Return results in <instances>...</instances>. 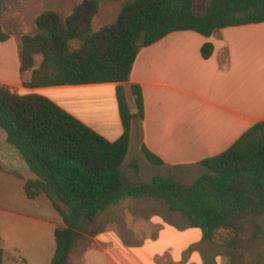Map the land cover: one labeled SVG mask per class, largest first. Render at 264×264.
I'll return each instance as SVG.
<instances>
[{
    "label": "trees",
    "instance_id": "obj_1",
    "mask_svg": "<svg viewBox=\"0 0 264 264\" xmlns=\"http://www.w3.org/2000/svg\"><path fill=\"white\" fill-rule=\"evenodd\" d=\"M122 4L117 20L93 30L94 18L107 3ZM264 23V0H209L206 11L196 0H82L63 18L48 9L36 19V33L23 35L19 45L23 84L30 89L87 84H117L116 94L124 133L110 142L51 99L21 95L0 85V128L23 155L37 179L25 192L34 200L45 194L62 217L55 231L51 264L72 260L83 234L99 230V218L127 200L152 199L181 213L204 239L235 243L253 225L255 235L264 220V122L253 126L224 153L203 160L208 172L192 184L175 178L141 179L137 160L132 177L123 172L134 127L145 116L142 88L126 83L143 48L174 32L193 31L205 37L230 26ZM12 37L0 28V42ZM77 44L75 46V44ZM214 52L206 43L202 55ZM37 56L42 61L37 65ZM132 97L136 112L128 98ZM147 160L166 163L146 146ZM0 168L3 169L1 162ZM7 254L0 246V264Z\"/></svg>",
    "mask_w": 264,
    "mask_h": 264
},
{
    "label": "crops",
    "instance_id": "obj_2",
    "mask_svg": "<svg viewBox=\"0 0 264 264\" xmlns=\"http://www.w3.org/2000/svg\"><path fill=\"white\" fill-rule=\"evenodd\" d=\"M206 43L214 46L209 59L202 55ZM0 85L21 95L51 99L110 142L124 133L117 84L27 88L19 45L12 37L0 42ZM125 85L127 89L139 85L145 103L140 140L134 127L125 164L132 149L138 147L144 182L160 176L162 167H195L206 174L208 170L200 165L203 160L224 153L253 126L264 122V23L230 26L210 37L193 31L171 33L141 50ZM7 139L0 128L4 264H51L55 231L63 225L62 217L45 194L28 198L25 184L37 176ZM143 146L166 166L151 165ZM98 222V232L83 234L72 255L78 264L247 262L246 240L239 238L225 245L208 242L201 229L189 226L181 213L171 211L162 201L127 200ZM254 264L263 263L257 260Z\"/></svg>",
    "mask_w": 264,
    "mask_h": 264
},
{
    "label": "rangeland",
    "instance_id": "obj_3",
    "mask_svg": "<svg viewBox=\"0 0 264 264\" xmlns=\"http://www.w3.org/2000/svg\"><path fill=\"white\" fill-rule=\"evenodd\" d=\"M80 1L81 0H0V28L4 32L11 34L12 38L15 39V44L20 45L23 35H33L36 33V19L42 12L48 9H54L65 18L73 12ZM208 2L209 0H196L197 12L200 14L204 13ZM121 7V3L104 5L99 14L94 18L93 30L98 31L103 26L115 22L120 14ZM76 45L77 44H75V46ZM36 60L37 65H39L42 61V57L37 56ZM23 77L24 79H29L30 73H27ZM128 100L134 107L133 98L129 97ZM136 129L138 140H140V128L136 127ZM139 155V148L134 147L128 162L123 168L124 174L128 177H132L133 175L131 164L134 160H137L140 164V160L138 159ZM203 171L204 170H199L195 167H162L158 173L161 177L175 178L185 184H192L204 175ZM152 175L153 173L149 176ZM259 223L261 228L257 235H255L253 225H249L240 237V240L244 239L247 242L246 264H254L257 260H260L261 263L264 264V220ZM217 243L225 245L221 238L217 240ZM242 251L241 249V252ZM75 264H78V262Z\"/></svg>",
    "mask_w": 264,
    "mask_h": 264
}]
</instances>
